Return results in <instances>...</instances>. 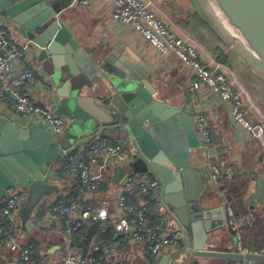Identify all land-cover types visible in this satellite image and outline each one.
Returning a JSON list of instances; mask_svg holds the SVG:
<instances>
[{"label":"water","instance_id":"obj_1","mask_svg":"<svg viewBox=\"0 0 264 264\" xmlns=\"http://www.w3.org/2000/svg\"><path fill=\"white\" fill-rule=\"evenodd\" d=\"M191 1L235 58L264 84V0H212L236 35L214 23L205 0ZM70 4L71 0H0V21L29 42L38 70L53 88L48 106L66 124L65 134L55 136L42 124L20 128L0 115V201L11 188L24 189L27 200L20 217L30 231L32 208L44 194L55 190L45 183L52 165L60 161L61 151L84 145L79 154L89 161V140L84 141V136L114 133L132 150L128 168L160 179L163 202L187 233V262L162 256L156 264H193L194 259L264 263V247L261 255L245 257L206 248L208 235L225 227L226 220L213 226V216L204 211L208 175L191 162L200 142L193 115L183 108L192 103L188 89L181 91L184 103L175 105L171 103L174 94L161 95L149 79L150 68L140 60L128 64L112 51L84 52L60 19ZM124 172L123 167H115L112 182L116 184ZM248 202L264 206L263 179H255V192ZM251 208L258 210L256 205Z\"/></svg>","mask_w":264,"mask_h":264},{"label":"built area","instance_id":"obj_2","mask_svg":"<svg viewBox=\"0 0 264 264\" xmlns=\"http://www.w3.org/2000/svg\"><path fill=\"white\" fill-rule=\"evenodd\" d=\"M82 7H89L91 0H75ZM111 18L126 26L131 33L142 39L157 58L164 63L175 61L186 75V89L194 105V122L200 142V150L206 156L209 185L220 191L235 176L230 157L212 142L208 117L200 108V100L215 96L228 108L230 120L240 132L239 140H256L264 147V119L254 121L245 116V104L241 92L229 81L220 65H207L200 59L201 47L189 39L177 36L169 29L144 0H104ZM150 75L156 74L159 62L151 61ZM151 72L153 74H151ZM53 88L47 78L38 74L33 50L9 24L0 21V115L18 127L29 123L42 124L53 135L65 132L66 124L53 114L48 102ZM111 138L110 133L96 132L89 139L87 156L68 148L61 151L62 176L74 181L71 197H46L43 203L50 209L39 225L41 234L57 233L63 239V257L59 264H121L119 242L114 244L98 241L92 253L84 254L79 235L82 227H112V239L121 234L129 246V263L136 260L158 261L162 256L169 259L190 251L187 233L163 202V185L151 174H133L125 171L110 195H102L107 179L112 180L115 167H125L132 159L125 139ZM26 198L20 187L8 190L0 201V264H31L32 245L22 243L19 206ZM137 199V202H132ZM226 217L235 237L233 253L261 255L263 250L245 245L241 227L251 228L252 219L239 217L226 202ZM111 239V240H112ZM114 245V246H113ZM44 252L40 249L38 264ZM98 253V255H96ZM9 255L11 258H6ZM233 264H257L243 259Z\"/></svg>","mask_w":264,"mask_h":264},{"label":"crops","instance_id":"obj_3","mask_svg":"<svg viewBox=\"0 0 264 264\" xmlns=\"http://www.w3.org/2000/svg\"><path fill=\"white\" fill-rule=\"evenodd\" d=\"M150 4V7L160 8L163 4V0H144ZM165 3H169L168 0H164ZM177 2V0H174ZM171 2V1H170ZM194 11L193 13H195ZM60 19L63 25L70 31L73 38L80 44L84 52L87 54H95L99 52H115L117 56L123 59L128 64L130 60L135 64L145 63L149 68L151 67V61L156 60L159 62V68L156 74L150 76V81L154 86L160 90V86L174 85L175 93L171 96V103L181 106L183 104V95L179 96V88L182 90L186 88V73L180 69L179 65L175 61L170 63H164L159 57L152 53V51L145 46L142 39L134 36L129 29L116 23L109 14V9L106 7L104 0H91L89 7H82L75 3V0H71L69 8L60 15ZM171 30L179 37L183 39L192 40L187 34H185L177 25V22L172 24ZM209 56L201 48L200 59L204 63L208 62ZM211 61V60H210ZM209 64V62H208ZM240 64V63H239ZM138 66V65H137ZM234 67V71L228 77V80L233 82L237 91L243 94V101L245 104V116L248 119L254 121H261L264 119V93L260 92L259 84H255V79H252L245 85V89L240 86V80L237 78L248 79V70L245 68L243 71L240 69V65ZM38 74H44L38 70ZM237 76V77H236ZM46 78V77H45ZM50 82V80L47 78ZM239 80V81H238ZM258 82V81H257ZM260 83V82H259ZM262 84V83H260ZM261 87V85H260ZM181 90V91H182ZM161 91V90H160ZM246 92V93H245ZM163 95V92H160ZM53 97V95H52ZM51 97V98H52ZM197 105L193 103V106ZM200 108L205 112L208 117L209 126L212 133V142L219 148H221L233 161L235 167L234 179L227 185H224L220 191L212 188L208 183V191L205 194L206 203L203 205L204 211H209L210 222L213 226L216 224L221 225V219L226 220L225 227H221L218 230L211 232L208 235V243L206 248L212 251L233 253L235 246V237L229 228L226 217V202L230 204L232 210L239 217H247L253 220L254 225L251 228L241 227L242 240L245 245H254L258 249L264 247V206L258 205L256 202L252 205H256L258 210L254 212L252 210L251 203L248 202V197L255 192V179L261 178L264 180V147L260 145L256 140H247L243 143L239 140V131L234 127L230 120L228 108L225 104L220 102L215 96L202 98L200 100ZM36 122H31L27 127L34 125ZM25 127V128H27ZM22 128V127H21ZM94 133L91 132L84 136V141L89 140ZM112 139L119 140L120 137L114 133H110ZM112 140V141H114ZM253 143H258L256 147H252ZM75 151L81 152L84 145L74 146ZM258 148V149H257ZM192 165L197 169L206 168V156L202 150L193 152L191 155ZM63 161H59L52 165L48 172L46 179V185L52 186L55 190L51 193L44 194L38 203L34 205L30 212V219L33 227L30 231H27L24 227V220L20 213L23 211V206L27 200L25 198L19 206V220L21 219V231H22V243H29L31 238L41 236L44 240V244L41 250L44 252L41 257V264H59L63 257V239L54 232L49 231L48 234L42 237L39 225L42 219L48 216V207L43 203L44 198H56L59 196L71 197L73 194V182L63 176L57 177L56 171L62 168ZM133 174H135L133 172ZM115 189V184L112 180L107 179L103 185L102 195H110ZM45 212L44 216L39 219V214ZM224 216V217H223ZM119 242L118 254L122 259L121 264H130L128 257V241L123 235H119L117 240L112 239L110 243L114 244ZM115 245V244H114ZM113 245V246H114ZM49 250L52 252L50 253ZM180 256V255H179ZM178 257V256H177ZM6 258H11L9 255ZM176 258V257H175ZM176 260V259H175ZM177 261V260H176ZM158 261H142L136 260L134 264H156ZM193 264H199L194 261ZM234 261H231L233 264ZM208 264V263H207ZM263 264V263H257Z\"/></svg>","mask_w":264,"mask_h":264},{"label":"trees","instance_id":"obj_4","mask_svg":"<svg viewBox=\"0 0 264 264\" xmlns=\"http://www.w3.org/2000/svg\"><path fill=\"white\" fill-rule=\"evenodd\" d=\"M177 25L185 34L195 40L203 48V50L215 60L216 63H220L228 67L230 66L231 57L226 54L227 47L215 34V32L212 31L202 17L196 13L187 14L185 17L178 20ZM76 152L77 151H75V153ZM62 172V168L56 171L58 178L60 175L62 176ZM137 201L138 200L135 199L132 202ZM49 210L50 209L48 208V211ZM44 214L45 212L40 213L39 219L44 216ZM113 231L114 230H112V227L110 226H105L100 229L98 224L90 228L82 227L79 237L81 236L83 238L82 246L84 254H95L92 253V248L98 241H106L110 243ZM41 235L44 237L43 234ZM29 244L32 245L31 264H38V254L44 244V240L41 239V236H38L36 238H31ZM96 255H98V253Z\"/></svg>","mask_w":264,"mask_h":264},{"label":"rangeland","instance_id":"obj_5","mask_svg":"<svg viewBox=\"0 0 264 264\" xmlns=\"http://www.w3.org/2000/svg\"><path fill=\"white\" fill-rule=\"evenodd\" d=\"M170 1H169V3H165V1L163 0V4L160 6V8L159 7L158 8H153L152 7V10L155 12L157 17L159 19H161L163 21V23L169 29H171L172 24H174L176 22L178 23V20H180L181 18L185 17L187 14H194L193 13L194 11H198V10L195 9L194 3H192L191 0H177V2H175L174 0H170ZM195 13L197 14L198 12H195ZM190 41L194 42L198 47H201L195 40L192 39ZM226 47H227L226 54H228L231 57L230 66L228 67V66L222 65L220 63H218V64L220 65L221 71L223 73H225L226 76L231 77L230 75L234 71V67L237 68L238 67L237 65H240L241 68L238 69V70H241V71H243L245 69V67L230 52L229 47L228 46H226ZM202 50H203V48H202ZM208 56H209V58H207V59H208L209 64H208V62L207 63L205 62V63L207 65H211V62H215V60L210 55H208ZM247 77H248V79H246V78L243 79L240 76L237 77L241 81L240 82V86L241 87L243 86L244 87V88L242 87L243 89H245V86H246L245 84L247 82L249 83L252 79H255V84H259V88L261 90L260 92L264 93V84H260L259 81L251 73L248 74ZM260 85H261V87H260ZM160 90L163 92V95L166 96V97H169L170 95L176 94L175 91H173V90H175V86L171 85V84H168V85L162 84L160 86ZM178 90H179V92L177 94L179 96H181L180 92H181L182 89L179 88ZM242 97H243V94H242ZM183 108H185L186 111L190 112L194 116L195 112H194L193 103H189V104L185 103V104H183ZM89 133H91V132H89ZM89 133H87V135ZM258 145H259L258 143H253L252 147L255 146L254 148L256 149V147ZM129 151L132 153V150L130 149V147H129ZM123 169L125 171H127V170L131 171L130 168L127 169V168L123 167ZM20 223H21V219H20ZM188 257H189L188 253L187 254H182V255H180V256H178L176 258L175 257L171 258V261H173V262L184 261L186 263L187 260H188L187 259ZM194 261H197L199 264H207V263L208 264H232L231 261H229V260L194 259Z\"/></svg>","mask_w":264,"mask_h":264},{"label":"bare ground","instance_id":"obj_6","mask_svg":"<svg viewBox=\"0 0 264 264\" xmlns=\"http://www.w3.org/2000/svg\"><path fill=\"white\" fill-rule=\"evenodd\" d=\"M206 12L211 17L216 25H218L225 33L229 35H236L235 29H233L219 11L218 7L212 0H205ZM87 153V150H86Z\"/></svg>","mask_w":264,"mask_h":264},{"label":"flooded vegetation","instance_id":"obj_7","mask_svg":"<svg viewBox=\"0 0 264 264\" xmlns=\"http://www.w3.org/2000/svg\"><path fill=\"white\" fill-rule=\"evenodd\" d=\"M183 103H184V100H183ZM60 160H61V159H60ZM202 170H203V169H202ZM203 172L206 173V174L208 175V172H207L206 168L203 170ZM208 183H209V181H208ZM208 183H207V184H208Z\"/></svg>","mask_w":264,"mask_h":264}]
</instances>
